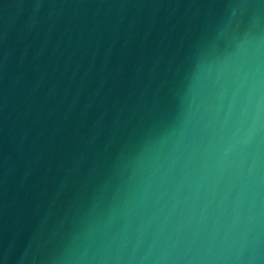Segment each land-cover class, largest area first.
Returning <instances> with one entry per match:
<instances>
[{"label":"water","instance_id":"water-1","mask_svg":"<svg viewBox=\"0 0 264 264\" xmlns=\"http://www.w3.org/2000/svg\"><path fill=\"white\" fill-rule=\"evenodd\" d=\"M0 264H264V0H0Z\"/></svg>","mask_w":264,"mask_h":264}]
</instances>
